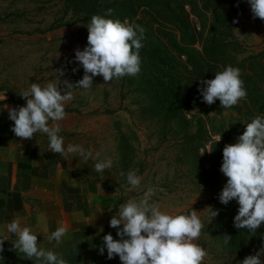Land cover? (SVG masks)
I'll return each mask as SVG.
<instances>
[{"label":"rangeland","instance_id":"1","mask_svg":"<svg viewBox=\"0 0 264 264\" xmlns=\"http://www.w3.org/2000/svg\"><path fill=\"white\" fill-rule=\"evenodd\" d=\"M148 1L152 3L149 10L142 6ZM105 4L113 10L111 16L106 15L107 9L103 13ZM153 7L160 18L153 15ZM93 15L140 25L146 37L136 76L108 83L96 76L89 90L74 86L73 99L64 105L66 118L59 122L64 146L80 145L92 151L93 158L87 162L81 157L84 167L95 170L96 162L112 160L111 168L97 172L96 182L108 183L113 200L106 217L95 209L82 227L66 234L60 244L50 242L51 234L44 230H32L39 246L55 252L67 264H121L118 256L107 258L106 248L103 255L99 252L105 235L111 233L119 239L110 219L121 203L139 200L153 187L156 192L150 203L159 204L161 211L172 215L198 212L204 228L195 243L208 253L203 264H241L257 252L248 243L239 256L222 248L229 243H224L218 226L221 222L223 227L226 216L219 214L231 210L237 201L223 204L222 209L219 194L227 177L220 169L210 172L209 166L222 164L223 156L217 155L215 145L220 142L219 152L223 153L224 146L238 142L246 124L254 119L249 114L255 110L249 103L251 97L221 112L203 107L191 113L167 114L170 105L164 107L161 101L172 95L173 72L161 71L157 52L163 56L166 51L171 65L186 63L185 57L173 51L174 39L189 43L194 37L196 43L190 48L200 54L214 24L220 33V67L239 68L246 91L259 90L257 93L264 96V76H258L264 70V20L253 18L247 0H0V107L5 113L26 106L20 94L32 83L44 87L53 82L63 88L61 82L76 84L83 78L75 51L87 46V27ZM161 15L173 23L166 24ZM57 70H63L64 75L58 76ZM52 123L49 121L50 126ZM130 171L142 178L141 185L132 191L127 183ZM212 211L218 215L212 217ZM230 237L232 243L237 242V235ZM0 238H5L3 233ZM16 239L4 242L0 264H34L13 249ZM260 259L264 264V255Z\"/></svg>","mask_w":264,"mask_h":264},{"label":"clouds","instance_id":"2","mask_svg":"<svg viewBox=\"0 0 264 264\" xmlns=\"http://www.w3.org/2000/svg\"><path fill=\"white\" fill-rule=\"evenodd\" d=\"M247 2L253 18L264 20V0ZM112 12L109 8L106 15L111 16ZM87 29V46L82 51H75V61L84 70L83 78L76 84L65 80L61 82L63 88L53 82L44 87L32 83L29 90L20 94L21 98L26 99V106L8 110L9 119L14 122L11 131L16 137L31 140L36 133H44L51 152L65 159L70 154H79L85 162L93 158L92 151H85L80 145L73 144L65 148L64 139L59 135V122L67 115L64 105L73 99L74 86L91 89L93 77L102 76L108 83L125 76H136L140 72L142 41L146 38L142 26L100 15L91 17ZM57 75H64L63 70H57ZM240 77L239 68L227 66L216 72L214 79L201 81L202 85H206L198 89L203 102L212 105L219 100L223 109L236 106L247 98L244 81ZM49 121L53 122L51 126ZM217 139L219 142L221 137ZM222 156L220 171L227 177V182L219 194V201L224 205L237 201L239 208L234 217V227L254 234L264 225V116L257 115L247 123L238 142L224 146ZM96 157H99V153ZM111 167L110 158L94 165L97 172ZM120 174L124 175L123 172ZM141 179L135 171L128 172L127 183L131 186L128 191L138 188ZM155 192V188L148 187L141 199H128L120 204L118 212L109 222L111 228L118 229L119 239H114L111 233L105 235L103 246L99 248L100 254L103 255L106 248L107 258L111 260L118 256L121 264H203L208 253L195 243L204 228L198 212L165 213L160 210L159 204L150 203ZM217 215L218 211H212V217ZM7 231L17 237L12 243L13 249L34 261V264H67L55 252L41 248L37 235L30 227H22L18 219L7 224ZM67 232L68 228L61 225L48 239L60 244ZM223 239L227 244L231 237L226 235ZM5 241L6 238H0V253L4 251ZM261 255H264V248L255 255L247 256L241 264H262ZM2 259L0 257V261Z\"/></svg>","mask_w":264,"mask_h":264},{"label":"crops","instance_id":"3","mask_svg":"<svg viewBox=\"0 0 264 264\" xmlns=\"http://www.w3.org/2000/svg\"><path fill=\"white\" fill-rule=\"evenodd\" d=\"M13 126L0 107V233L6 239L16 237L7 231L14 219L48 234L64 225L69 235L95 209L103 216L109 212L113 190L106 181L96 182L97 171L84 167L75 154L65 159L51 152L46 134L23 140L11 131Z\"/></svg>","mask_w":264,"mask_h":264},{"label":"trees","instance_id":"4","mask_svg":"<svg viewBox=\"0 0 264 264\" xmlns=\"http://www.w3.org/2000/svg\"><path fill=\"white\" fill-rule=\"evenodd\" d=\"M146 9L149 10V8L152 6V3L150 1L146 2L144 5H142ZM103 13L106 9V4L103 6ZM153 15L155 17H159L160 15L157 13V11L153 7ZM213 14V18H214ZM161 19L166 23L171 25L173 22L170 20V18L165 17L161 15ZM216 21V20H215ZM160 22V21H159ZM213 27L210 31L209 36L204 41L202 53H197L196 51L192 50L193 48H190L191 46H194L196 41L195 38L192 37V40L189 43H186L183 39H180V41H177L174 39L173 42V51L176 53L178 57H185L186 63H178L175 65H171L169 62H171V59L168 58V55L166 56V51L162 52L163 56H160L157 52V56L160 59L161 64V71L164 72V74H167L170 72H173L172 76V93L171 97L165 98V100H162L161 103L164 105H170L167 109V114L170 113V111H175V113L183 112V113H191L196 112L200 110L203 107H210L212 109L217 110V112H221L224 110L221 105L220 101L217 100L214 104L208 105L203 102V97L198 91L201 87H206V85H202L201 81L214 79L215 73L224 70L222 65H220V49L221 44L218 41V37L220 35L219 31L215 27ZM178 31L180 34H182L183 29L179 28ZM172 35V34H171ZM170 35V36H171ZM173 37V35H172ZM258 76H264V70H261ZM183 81L187 82V85L183 84ZM257 91H247V96L251 97V102L253 107L255 108L254 111L249 112V114L255 118L257 115L264 116V96L263 94L260 95V93H257ZM258 94V95H256ZM232 108H236L233 106ZM229 109V108H228ZM221 143L215 145V152L217 155L222 156V153L219 152V146ZM222 145V144H221ZM220 145V147H221ZM214 154V153H213ZM221 165L212 166V164L209 166V171L217 173L218 169L221 168ZM231 203V201L229 202ZM231 210L220 213L219 216L224 215L226 216L225 222H223V227L221 226V222L218 223V226L220 227V230H222L224 236H229L230 233L237 235V242L232 243L229 242V245H221L223 249H225L228 253H232L235 256H239L243 254V250L245 245L248 243L249 247H252V249L255 252L260 251L261 248H264V225H262L260 228L256 230L254 234H251L250 232L247 233L245 229H236L234 227V217L238 214V208L239 205L233 204ZM223 209V204H222ZM230 235V236H231ZM234 242V241H233ZM231 245V246H230ZM228 249H232L229 251Z\"/></svg>","mask_w":264,"mask_h":264}]
</instances>
